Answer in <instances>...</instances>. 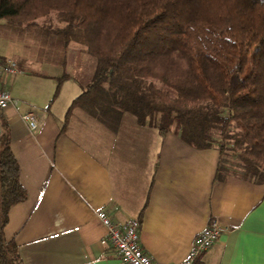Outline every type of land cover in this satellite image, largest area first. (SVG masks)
<instances>
[{"label":"crops","instance_id":"crops-1","mask_svg":"<svg viewBox=\"0 0 264 264\" xmlns=\"http://www.w3.org/2000/svg\"><path fill=\"white\" fill-rule=\"evenodd\" d=\"M4 59L13 57L0 47ZM21 60H13L20 73L1 78L13 103L0 117L26 193L9 208L3 236L22 264H123L97 211L137 219L153 264H178L212 217L221 232L196 264H264V182L217 177L221 149L195 148L127 111L105 122L82 106L67 114L92 74L81 82L65 65L28 69ZM28 111L35 130L21 119Z\"/></svg>","mask_w":264,"mask_h":264},{"label":"trees","instance_id":"trees-1","mask_svg":"<svg viewBox=\"0 0 264 264\" xmlns=\"http://www.w3.org/2000/svg\"><path fill=\"white\" fill-rule=\"evenodd\" d=\"M44 17L61 44L95 58L67 114L82 106L105 122L127 111L221 149L217 177L264 182V0H0V19L36 28ZM25 195L0 117V264H22L3 227Z\"/></svg>","mask_w":264,"mask_h":264},{"label":"rangeland","instance_id":"rangeland-1","mask_svg":"<svg viewBox=\"0 0 264 264\" xmlns=\"http://www.w3.org/2000/svg\"><path fill=\"white\" fill-rule=\"evenodd\" d=\"M38 24L36 28H28L15 21L0 19V47L6 49L17 64H21L19 60L24 56L28 69L55 71L65 65L68 74L81 82L88 81L95 65L94 56L81 49L82 44L73 39L67 45L61 44V38L53 31L56 22L52 18L44 17Z\"/></svg>","mask_w":264,"mask_h":264},{"label":"built area","instance_id":"built-area-1","mask_svg":"<svg viewBox=\"0 0 264 264\" xmlns=\"http://www.w3.org/2000/svg\"><path fill=\"white\" fill-rule=\"evenodd\" d=\"M12 59L0 60V81L4 76L20 73ZM13 103L8 91L0 84V110ZM21 119L29 130L38 125L37 115L28 111L21 114ZM96 216L106 228V235L115 250L116 256L123 264H153L151 258L143 252L139 243V221L135 218L124 222L111 221L103 211ZM221 228L215 218H211L192 239L190 249L178 264H196L198 257L206 251L218 238Z\"/></svg>","mask_w":264,"mask_h":264}]
</instances>
